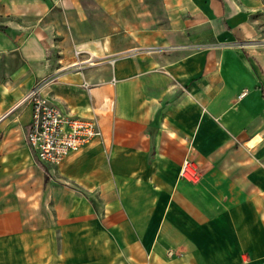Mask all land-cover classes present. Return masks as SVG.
<instances>
[{"label":"crops","instance_id":"crops-1","mask_svg":"<svg viewBox=\"0 0 264 264\" xmlns=\"http://www.w3.org/2000/svg\"><path fill=\"white\" fill-rule=\"evenodd\" d=\"M93 1L129 5V45L59 64L46 16L83 0H0V264H264V0ZM50 76L102 135L43 167L23 99Z\"/></svg>","mask_w":264,"mask_h":264},{"label":"built area","instance_id":"built-area-1","mask_svg":"<svg viewBox=\"0 0 264 264\" xmlns=\"http://www.w3.org/2000/svg\"><path fill=\"white\" fill-rule=\"evenodd\" d=\"M75 52L77 56L83 53L80 49ZM54 79L51 76L44 78L23 99L32 105L27 141L38 160L49 165L61 164L71 152L102 135L96 118L66 113L44 95V88ZM180 176L189 181L198 180V165L191 157L183 159Z\"/></svg>","mask_w":264,"mask_h":264},{"label":"rangeland","instance_id":"rangeland-1","mask_svg":"<svg viewBox=\"0 0 264 264\" xmlns=\"http://www.w3.org/2000/svg\"><path fill=\"white\" fill-rule=\"evenodd\" d=\"M47 4L50 0H45ZM83 0L84 10L69 11L61 4H54L53 12L47 14V20L55 22L53 30L55 39L51 44L43 42L41 61L47 62L54 57L56 63L60 58L71 56L75 45L92 42H102L111 46L113 50L126 48L129 45V34L126 25L134 21V14L128 4L122 3L117 11H108L97 5L93 0ZM159 12L162 9V0H149ZM262 15V13H259ZM3 39H7L2 35ZM106 41V42H105ZM46 43V44H44ZM48 166H51L48 164Z\"/></svg>","mask_w":264,"mask_h":264},{"label":"trees","instance_id":"trees-1","mask_svg":"<svg viewBox=\"0 0 264 264\" xmlns=\"http://www.w3.org/2000/svg\"><path fill=\"white\" fill-rule=\"evenodd\" d=\"M29 128H30V125H29ZM28 132H29V129H28ZM41 164V166H43L44 167V164H42V163H40ZM46 175L48 174V170L46 169ZM47 179H48V176L46 177Z\"/></svg>","mask_w":264,"mask_h":264}]
</instances>
